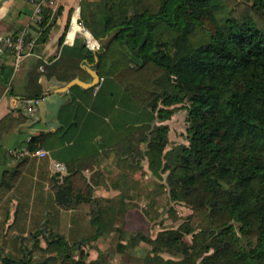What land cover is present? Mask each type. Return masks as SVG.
<instances>
[{"label":"trees","instance_id":"16d2710c","mask_svg":"<svg viewBox=\"0 0 264 264\" xmlns=\"http://www.w3.org/2000/svg\"><path fill=\"white\" fill-rule=\"evenodd\" d=\"M79 3V23L100 41L101 49L89 50L81 34L74 44L94 63L99 77L116 81L129 99L151 113V120L139 127L144 129L148 169L161 178L168 168L171 185L192 209L177 227L164 228L154 238L122 230L149 244L141 264H264V244L258 242L264 231V0ZM60 14V7L42 9L34 22V51L50 39ZM177 104L187 111V143L169 147V126L151 123L170 119ZM26 121L20 110L1 117L0 147L3 136ZM45 136H33L27 149L42 147ZM24 158L2 171L0 201L21 176ZM48 187L64 210L87 204L98 235L120 231L101 216L104 210L123 213L126 206L95 202L93 185L80 170L55 173ZM52 236L39 248L45 255L33 264H76L71 251L84 260L93 239L68 244L64 237ZM118 246L119 251L127 248ZM169 250L176 256H166ZM31 261L0 257V264Z\"/></svg>","mask_w":264,"mask_h":264},{"label":"crops","instance_id":"0c3cea01","mask_svg":"<svg viewBox=\"0 0 264 264\" xmlns=\"http://www.w3.org/2000/svg\"><path fill=\"white\" fill-rule=\"evenodd\" d=\"M66 0H56L63 5L50 39L39 45L29 55L16 59L13 51L5 50L0 56V118L9 112L37 113L42 121L35 127L48 129L43 120L48 115L43 97L52 87L62 86L74 78L89 82L92 80L87 68L96 69L94 63L84 57L73 43H65L68 31ZM57 7V6H56ZM79 26L73 23L70 33ZM21 28L32 32L35 43L38 40L34 23V3L29 0H0V33L11 34ZM30 31V32H29ZM63 38L61 39V37ZM83 41V37H81ZM96 57V56H95ZM96 60V59H95ZM6 81V82H5ZM40 96L38 99H33ZM68 101L61 105L56 128L32 134L19 130L5 134L0 147V175L22 160L13 151L27 149L35 135L45 133L42 147L44 156H26L24 170L15 186L0 201V257L6 252L16 255L20 252L19 236L38 232L45 219L47 228L38 234L39 247L45 248L42 237H64L68 244L87 242V253L79 261L75 251L76 264H119L117 254L110 259L106 255V239L116 231L98 235L96 225L88 215V205L82 204L71 210L60 208L48 187L49 179L55 174L54 161L64 165L62 175L80 170L93 185V198L101 205L122 204V189L118 174L125 172H146L149 177L146 147L138 127L151 120V113L129 99L121 86L111 78H101L91 88L73 85L63 94ZM36 100V102H34ZM27 118L25 123L31 122ZM153 124H160L155 121ZM170 170L164 168L165 183H172ZM136 175L133 176L135 178ZM140 178L139 183L144 179ZM127 198V197H126ZM123 198V201H127ZM141 203V201H140ZM117 211V210H116ZM115 212V211H113ZM118 225V224H117ZM119 226V225H118ZM120 231L142 232L154 238L162 230L150 223L143 210L137 206L127 208L121 217ZM120 242L126 244L125 238ZM145 242L140 241L138 246ZM79 247V244L77 245Z\"/></svg>","mask_w":264,"mask_h":264},{"label":"rangeland","instance_id":"374dc122","mask_svg":"<svg viewBox=\"0 0 264 264\" xmlns=\"http://www.w3.org/2000/svg\"><path fill=\"white\" fill-rule=\"evenodd\" d=\"M80 0H66L65 4L68 5V14H67V26L70 25L71 14L75 4L79 3ZM56 9L59 7L62 8L63 5L56 3ZM158 121L157 119L154 120ZM151 123V126L155 125ZM160 122V121H158ZM167 124L169 126L168 131V139H169V147L187 143L186 137V128H187V111L181 104H177L174 108V113L170 117V119L160 122V124ZM143 125V124H142ZM141 127V125L139 126ZM138 130L142 133V138L144 136V129L139 128ZM146 144V142H145ZM146 172L130 173L125 172L124 174H118L119 180L122 183H119L122 189V203L126 206V208L139 207L142 210H147L148 219L150 223L157 224L160 229L164 228H172L177 227L189 214L192 213V209L185 204L182 198L181 190L174 185V187L165 183V176L162 175L161 178L155 177L149 171V177L144 179V175ZM135 178H133V176ZM143 178L144 182H140V178ZM171 184V183H170ZM179 186V184H177ZM180 187V186H179ZM128 198L125 202L123 198ZM126 198V199H127ZM141 201V203H140ZM121 204V203H118ZM122 217V211L110 212L108 210H104L102 212L101 218L105 220V222L116 223L120 227ZM45 219L43 220L42 225L38 228V232H34L33 234H29L26 236H19V248L20 252L16 255H9L8 253H4L2 256H11L14 259H29L32 257L31 263H35L43 257L42 254L45 255L44 252L40 251V247L35 245V242L38 241L41 237H38L39 231L42 234L45 233L47 228ZM122 228V226L120 227ZM123 229V228H122ZM122 231H116L112 237L106 239L105 249H109L106 255L109 259L116 253L118 257L119 264H141L143 261L144 254L147 249L150 247L149 244L143 243L142 246H138V243L132 236L122 234ZM151 236V234H146ZM49 237H42L44 245L46 246L48 243ZM121 238H125L127 248L123 251H119V243ZM135 240V241H134ZM186 241H190V235L185 237ZM259 245L262 246L264 244V231H262L258 236ZM40 248V249H39ZM73 255H75V250L71 251ZM166 256H176L173 251L165 252Z\"/></svg>","mask_w":264,"mask_h":264},{"label":"built area","instance_id":"2783aa9c","mask_svg":"<svg viewBox=\"0 0 264 264\" xmlns=\"http://www.w3.org/2000/svg\"><path fill=\"white\" fill-rule=\"evenodd\" d=\"M30 2L34 3V22L36 19L39 18V15L42 12V9L44 7H50L53 10H56L55 0H29ZM80 3H77L74 5L72 14H71V20L68 31L65 33V43H73L76 35L81 34L83 36L85 46L95 52L101 49V43L99 40H97L91 32L81 25L79 21L81 20V14H80ZM73 23L78 24V28L74 30L73 33L71 32V29L73 27ZM27 31L25 29L18 35V36H12L11 34H2L0 33V56L3 54V52L7 49L10 51H13V53L16 56V59H20L26 55H29L33 52V47L35 45L34 38H29L27 36ZM36 102V100L34 101ZM46 150L44 149H37L33 152L29 151L28 149H21L18 151H13V154H15L18 158H23L29 155H39L44 156L46 154ZM52 169L54 173H60L62 174L64 170V165L54 161L52 163Z\"/></svg>","mask_w":264,"mask_h":264},{"label":"water","instance_id":"95a60500","mask_svg":"<svg viewBox=\"0 0 264 264\" xmlns=\"http://www.w3.org/2000/svg\"><path fill=\"white\" fill-rule=\"evenodd\" d=\"M97 60V57H95ZM88 72L90 73L92 80L89 82H85L80 80L79 78H74L70 80L68 83L62 86L52 87L51 91L45 93L43 97V102L46 104L45 109L48 111V115L43 120V124L48 127V129H42L35 127L37 123L42 121L41 115L34 113V114H27V118H31L32 121L29 123H23L20 125L19 130H26L32 134H36L39 132H47L57 127L58 121L56 120L58 117V113L60 110L61 105L66 103L68 99L63 96L73 85H79L84 88H91L98 84L100 77L97 73L96 69L87 68Z\"/></svg>","mask_w":264,"mask_h":264}]
</instances>
